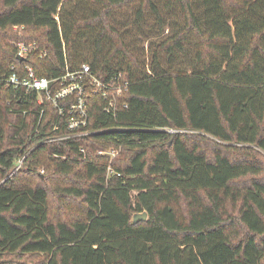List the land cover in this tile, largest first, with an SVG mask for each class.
I'll return each instance as SVG.
<instances>
[{
	"label": "trees",
	"instance_id": "trees-1",
	"mask_svg": "<svg viewBox=\"0 0 264 264\" xmlns=\"http://www.w3.org/2000/svg\"><path fill=\"white\" fill-rule=\"evenodd\" d=\"M82 64L123 130L44 142L69 116L8 79ZM0 264H264V0H0Z\"/></svg>",
	"mask_w": 264,
	"mask_h": 264
},
{
	"label": "built area",
	"instance_id": "built-area-1",
	"mask_svg": "<svg viewBox=\"0 0 264 264\" xmlns=\"http://www.w3.org/2000/svg\"><path fill=\"white\" fill-rule=\"evenodd\" d=\"M17 47L18 56L26 58L36 45L19 42ZM26 75L23 80H20L17 74H12L8 82L14 87L20 86L24 87L26 91L36 92L39 104L48 103L58 111L60 116H69L65 123V132L55 133L44 142L83 138L110 130H123V128L98 127L91 129L88 127V96L91 93L101 95L106 100L104 111L115 114L121 106V98L128 91L130 85L122 74L113 76L108 81H103L92 74L88 64H82L76 69L67 68L66 72L56 79L38 76L32 67L26 68ZM124 107H127V104H124ZM44 112L45 108L43 107L42 113ZM62 129L64 128L57 124L53 131H61ZM121 149V146L111 147L99 150L98 153L102 156H108L112 160L120 153ZM81 151L84 152V148H81Z\"/></svg>",
	"mask_w": 264,
	"mask_h": 264
},
{
	"label": "water",
	"instance_id": "water-1",
	"mask_svg": "<svg viewBox=\"0 0 264 264\" xmlns=\"http://www.w3.org/2000/svg\"><path fill=\"white\" fill-rule=\"evenodd\" d=\"M18 58H19L20 60H25V58L20 57V56H18ZM146 219H147V212L137 213V214H135V216H134V222H138V221H140V220H146Z\"/></svg>",
	"mask_w": 264,
	"mask_h": 264
}]
</instances>
